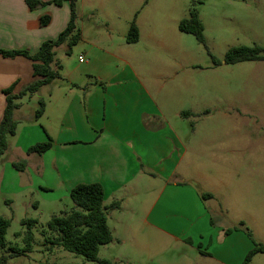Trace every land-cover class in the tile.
<instances>
[{"label":"rangeland","instance_id":"374dc122","mask_svg":"<svg viewBox=\"0 0 264 264\" xmlns=\"http://www.w3.org/2000/svg\"><path fill=\"white\" fill-rule=\"evenodd\" d=\"M43 1L37 9L61 6L53 0ZM63 3L71 14L70 1ZM76 7L81 38L71 48L68 42L56 48L52 67L59 69L61 77L55 83L62 85L70 77L95 83L98 65H109L106 77H111L123 72L124 59L128 60L187 142L189 157L199 163L200 171L212 172L210 183L203 188L208 191L219 181L227 183L216 189L209 221L214 227H246L264 245V60L225 62L232 46H264V0H76ZM192 8L204 24L206 44L179 28ZM44 14L54 18V25L60 23L59 12ZM134 20L141 38L132 44L126 36ZM87 68H92L91 75L83 73ZM50 87L22 98V113L30 115L39 108L40 99L48 100ZM183 111L191 114L182 115ZM151 183L157 188L151 200L161 197L165 179ZM17 186L0 164V214L11 222L6 255L13 253L12 247L21 250L26 246L23 219L38 220L33 228V250L9 257L8 264H99L46 242L43 230L48 221L74 206L70 194L60 187L42 191L37 186L32 192H16ZM145 200L142 196L141 201ZM146 217L144 205H139L138 213L125 214L123 223L110 219L113 241L100 247L99 257L109 264H216L202 255L199 244L192 246L189 237L194 235L188 233L184 242L176 240L147 226ZM250 264H264V253H257Z\"/></svg>","mask_w":264,"mask_h":264},{"label":"crops","instance_id":"0c3cea01","mask_svg":"<svg viewBox=\"0 0 264 264\" xmlns=\"http://www.w3.org/2000/svg\"><path fill=\"white\" fill-rule=\"evenodd\" d=\"M48 12H59L58 25L54 18L48 25L41 24V17ZM69 19L67 3L31 10L25 0H0V49L36 53L45 40L59 36ZM124 61L123 72L111 77H106L109 65H98L95 83L70 77L62 85L55 80L46 85L51 86V92L40 118H35L34 111L22 113L21 99L15 112L17 132L8 137L9 148L0 160L4 173H11L18 182L16 192H32L34 186L42 191L60 187L67 195L79 183H100L105 205L121 203L108 211V222L123 223L125 214L134 215L139 205H144L148 213L144 223L153 230L182 242L190 233L194 235L189 237L192 246L199 244L202 255L216 264H242L254 246L248 234L243 230L226 233L228 228L214 227L209 221L215 210L216 189L227 183L219 181L208 191L203 188L210 183L212 172L208 175L198 169L199 163L189 157L187 142L176 132L149 85L128 60ZM83 73L91 75L92 68ZM37 78L28 58L0 53V122L6 107L3 90L15 84L18 93ZM23 121L26 125L21 128ZM50 139L52 147L44 154L27 152L35 143ZM20 159L27 161L24 171L13 166ZM159 177L166 182L160 188L162 196L151 200L157 192L151 180ZM204 193L213 196L203 198ZM126 226L131 229L130 223Z\"/></svg>","mask_w":264,"mask_h":264},{"label":"trees","instance_id":"16d2710c","mask_svg":"<svg viewBox=\"0 0 264 264\" xmlns=\"http://www.w3.org/2000/svg\"><path fill=\"white\" fill-rule=\"evenodd\" d=\"M70 1V19L66 28L61 31L57 39L45 40L36 53H30L28 50L0 49V53L5 57L26 56L33 62L34 74L38 77L33 83L18 93L14 92L15 84L3 90L6 95V107L3 118L0 122V160L9 148L8 137L15 135L17 132L18 121L15 117L16 110L20 107L19 101L26 97L32 96L43 86L60 78L59 69L52 67L55 62L56 48L65 42H68L70 48L77 44L81 38V32L77 26V7L76 0ZM31 10L42 7L46 2L43 0H25ZM58 5H62L63 0H53ZM52 17L49 14L41 17V24L48 25ZM179 28L181 31L193 34L196 39L206 44L204 34V24L196 8L190 10V16L180 21ZM140 40V29L134 20L126 36L128 43H137ZM69 49L68 52H70ZM264 60V46L254 44L252 46L241 45L232 46L225 55V62L235 64L243 61ZM215 61L218 63L215 59ZM58 68L60 65H57ZM46 103L40 99V106L35 111V118H40L45 112ZM190 111H183L182 115H190ZM52 147L51 139L44 142H37L28 148V153L38 155L44 154ZM13 166L18 171H24L27 167V161L20 159L13 162ZM74 206L61 215H54L47 223V229L43 233L47 235L46 242L58 245L65 250L82 255L87 261L97 262L99 264H109V261L99 257L100 247L109 244L113 240L112 231L108 224V211L117 209L121 203L113 202L105 205V191L100 183H79L73 187L70 193ZM203 198L213 196L211 193H204ZM23 224H26L27 231L25 234V248L17 250L11 248L12 254L6 255L7 248L6 235L10 227V219L0 214V264H8L9 257L18 254H25L33 250L34 234L33 228L38 223L37 219L25 218ZM244 226V222H241ZM244 230L252 239L254 246L248 252L242 264H250L257 253H264V245L258 243L251 231L246 227H235L226 229V233L234 230ZM49 234V236H48Z\"/></svg>","mask_w":264,"mask_h":264},{"label":"built area","instance_id":"2783aa9c","mask_svg":"<svg viewBox=\"0 0 264 264\" xmlns=\"http://www.w3.org/2000/svg\"><path fill=\"white\" fill-rule=\"evenodd\" d=\"M85 59L83 56H80V61L83 62Z\"/></svg>","mask_w":264,"mask_h":264}]
</instances>
